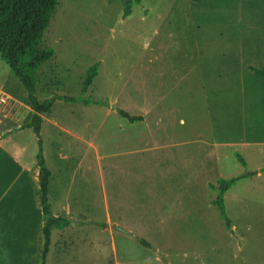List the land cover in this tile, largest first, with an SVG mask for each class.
<instances>
[{
	"label": "rangeland",
	"instance_id": "1",
	"mask_svg": "<svg viewBox=\"0 0 264 264\" xmlns=\"http://www.w3.org/2000/svg\"><path fill=\"white\" fill-rule=\"evenodd\" d=\"M122 13L123 0H58L39 44L53 55L36 97L78 101L54 118L83 119L104 153L133 140L158 155L145 190L122 187L113 205L106 186L90 216L108 212L118 264H264V0H140ZM0 85L26 95L1 58ZM232 177L227 226L213 201Z\"/></svg>",
	"mask_w": 264,
	"mask_h": 264
},
{
	"label": "crops",
	"instance_id": "2",
	"mask_svg": "<svg viewBox=\"0 0 264 264\" xmlns=\"http://www.w3.org/2000/svg\"><path fill=\"white\" fill-rule=\"evenodd\" d=\"M0 91L8 96L6 104L0 107V264H39L38 144L36 135L27 126L34 111L24 101V95L13 93L4 85H0ZM56 96L67 95H50L47 99ZM57 101L64 103L54 106ZM68 102L78 101L56 98L50 112L41 115L39 136L44 162L50 171V210L55 216L72 220L69 224L51 225L44 264H118L108 212L105 221L90 216L98 208L95 198L99 202L102 192L107 207L106 186L111 191L110 197L113 196V205L122 187L145 190L149 178L144 172L148 170L149 160L158 155L143 146L133 148V140L125 141L124 147L116 151L104 153L91 139L95 130L92 137L85 136L83 130L88 125L82 124L83 119L62 117L60 120L52 116ZM118 109L110 106L105 109V115L118 113ZM154 163L150 164L155 166L151 169L160 164ZM176 189L179 192L180 186ZM177 198L178 194L175 201L182 200ZM100 223L107 227L101 228Z\"/></svg>",
	"mask_w": 264,
	"mask_h": 264
},
{
	"label": "trees",
	"instance_id": "3",
	"mask_svg": "<svg viewBox=\"0 0 264 264\" xmlns=\"http://www.w3.org/2000/svg\"><path fill=\"white\" fill-rule=\"evenodd\" d=\"M57 2L58 0H0V58L7 63L12 74L24 86L26 91L24 101L34 111L27 126L36 135L38 144L36 153L38 205L41 211L39 264H44L51 225L54 223L69 224L72 221L67 217L55 216L51 213L48 201L50 171L44 162L39 136L41 115L50 112L54 99L67 100L71 98L68 96H56V98L39 100L35 95V72L43 61L48 60L53 55L52 50L41 49L39 44L45 29L49 25ZM139 2L140 0H123V17L129 15L132 11V6ZM95 69V66L88 69L84 85H90L93 76L96 74ZM259 72L264 74V71ZM118 114L130 122L142 120V116L130 115L122 109H118ZM240 160L242 159L240 158ZM256 173H259V171ZM238 178L232 177L217 181V196L213 203L217 206L222 216L225 217L227 226L230 225V221L225 215L223 194ZM138 240L142 245H150L143 238Z\"/></svg>",
	"mask_w": 264,
	"mask_h": 264
},
{
	"label": "built area",
	"instance_id": "4",
	"mask_svg": "<svg viewBox=\"0 0 264 264\" xmlns=\"http://www.w3.org/2000/svg\"><path fill=\"white\" fill-rule=\"evenodd\" d=\"M8 96L0 91V107L6 104Z\"/></svg>",
	"mask_w": 264,
	"mask_h": 264
},
{
	"label": "water",
	"instance_id": "5",
	"mask_svg": "<svg viewBox=\"0 0 264 264\" xmlns=\"http://www.w3.org/2000/svg\"><path fill=\"white\" fill-rule=\"evenodd\" d=\"M116 228H117V230H119V231L125 232V230H124L123 228H120V227H118V226H116Z\"/></svg>",
	"mask_w": 264,
	"mask_h": 264
}]
</instances>
